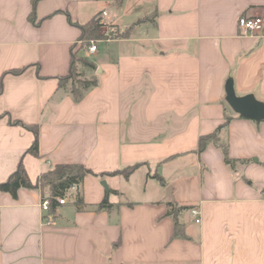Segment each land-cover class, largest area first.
I'll return each mask as SVG.
<instances>
[{"label": "crops", "instance_id": "crops-1", "mask_svg": "<svg viewBox=\"0 0 264 264\" xmlns=\"http://www.w3.org/2000/svg\"><path fill=\"white\" fill-rule=\"evenodd\" d=\"M30 10L0 0V182L19 162L32 182L59 163L95 175L82 180L83 206L72 188L47 223V190L0 191V264H264V122L225 100L230 80L264 103V30L238 29L242 15L264 17V0H40L38 24ZM102 11L121 31L147 20L98 49V84L76 102L57 88L79 36L66 14L82 24ZM225 113L229 157L252 159L238 174L213 144L197 152ZM9 118L38 126V156L26 153L33 133ZM135 163L128 178L100 176ZM105 196L113 207L96 211ZM173 202L190 207L178 218L185 238H172Z\"/></svg>", "mask_w": 264, "mask_h": 264}, {"label": "trees", "instance_id": "trees-1", "mask_svg": "<svg viewBox=\"0 0 264 264\" xmlns=\"http://www.w3.org/2000/svg\"><path fill=\"white\" fill-rule=\"evenodd\" d=\"M40 0H29L31 10L28 15V19L30 22L34 24H38L40 20H36V6ZM67 19L70 23L74 24L79 29L78 42L81 43L79 49H83L85 47V51L91 40L97 38L98 32L100 30L101 24L99 23L101 20L100 12L96 13L86 22L79 24L76 22H72L69 16L66 14ZM147 20V17L142 19H138L133 24H137ZM132 25L128 26L126 29L120 31V33L116 34L114 39L123 38L129 35V31L132 28ZM77 45H74L70 48V57H69V65L68 70L65 75L58 77V89L64 90L74 101H80L86 92L90 89L94 88L98 84L97 74H91L88 78L76 79L75 78V63H80L83 67L86 68L88 72H95L96 65L94 61L86 59L85 57H78L74 52L76 50ZM24 70L23 68H14L9 69L7 73L10 74H20ZM70 80V82H69ZM1 92V85H0ZM240 118H246L241 115H237ZM232 119V116L228 113H225L223 122L216 127V129L206 135H201L198 138L197 144V152L201 153L204 148L208 144H213L215 147L219 148L222 154L223 162L228 165L231 169H234L235 162L246 163L248 159H232L228 155V147L226 142L222 141L219 137V133L221 129L225 128L229 121ZM249 119V118H248ZM8 122L12 125H20L33 133V140L26 153H29L33 156H38V126L36 124H27L23 123L16 119H8ZM256 123L264 122V119L255 121ZM139 165V163H135L129 166H126L122 169L114 170L108 173H101L100 176L104 174L115 175L121 174L124 178H128V176L135 170V168ZM88 174L95 175L89 168L81 165V164H71V163H59L53 165L50 169L42 172L34 182H32L27 172L19 162L15 168V170L4 180L0 182V191L9 193L12 198L17 197V190L19 188H28V189H46L48 191V195L51 199L50 206L48 212L53 214L55 208L58 204V199H63L67 195L70 194V190L75 188L76 190L72 192V202L76 206H83V199L80 192V186L84 177ZM151 178L156 179L161 185H164L163 178L157 174L153 173L152 175H148ZM115 192V191H110ZM113 207V204L110 203L105 196L96 206L95 210H110ZM190 208L186 205H178L177 203H168V208L166 210V214L170 216L173 220L174 230L172 233V238H185V233L183 230V225L179 222L178 218L181 212Z\"/></svg>", "mask_w": 264, "mask_h": 264}, {"label": "built area", "instance_id": "built-area-1", "mask_svg": "<svg viewBox=\"0 0 264 264\" xmlns=\"http://www.w3.org/2000/svg\"><path fill=\"white\" fill-rule=\"evenodd\" d=\"M101 22L107 23L111 20L109 19L107 13L105 11H102L100 13ZM238 29L239 34L241 36H251V37H258L262 35V32L264 30V17L263 16H254V15H242L238 19ZM98 50L97 45L94 44V41L91 40L88 47H87V54L93 55ZM59 204H64L65 199H58L57 200ZM51 199L49 196L44 197L40 201V207L42 212L44 213V222H48L51 213L48 212L49 206H50ZM191 216L195 223L200 222V213L197 208H191L190 209Z\"/></svg>", "mask_w": 264, "mask_h": 264}, {"label": "rangeland", "instance_id": "rangeland-1", "mask_svg": "<svg viewBox=\"0 0 264 264\" xmlns=\"http://www.w3.org/2000/svg\"><path fill=\"white\" fill-rule=\"evenodd\" d=\"M99 23L101 24L100 30L98 32L99 36L97 38L93 39V41H94V44L97 45V48L98 49L100 48V50H101L103 45L106 44L107 42H109L110 40H113L114 37L116 36V34L120 33L121 30L118 29V27L113 23V21H110V22H107V23H102L101 20H100ZM80 46H81V43L78 42L77 43V47L78 48H76V50L74 51L76 53V55L78 57H85L86 59H89V60L93 61V58L97 54V52L94 53L93 55H88L87 52L85 51V47L83 49H79ZM74 69H75V78L76 79L88 78L91 74H93V75L97 74V71L88 72L86 70V68L83 67L80 63H75ZM69 82H70V80H69ZM251 160L248 159V162L250 163ZM248 162H246V163L235 162L234 169H231L230 167L229 168L232 171L234 170L235 173L238 174V172H240V169H239V166H241L240 164L247 165ZM240 177L243 178L244 176L240 175ZM44 190H46V189H44ZM262 194H264V193H262Z\"/></svg>", "mask_w": 264, "mask_h": 264}, {"label": "water", "instance_id": "water-1", "mask_svg": "<svg viewBox=\"0 0 264 264\" xmlns=\"http://www.w3.org/2000/svg\"><path fill=\"white\" fill-rule=\"evenodd\" d=\"M225 92V100L234 113L254 121L264 119V103L256 101L252 95L236 96L230 80L226 83ZM101 184L106 190L105 182L101 181Z\"/></svg>", "mask_w": 264, "mask_h": 264}]
</instances>
